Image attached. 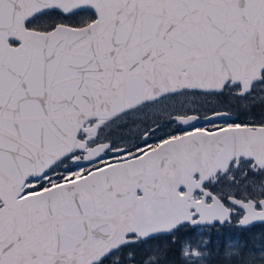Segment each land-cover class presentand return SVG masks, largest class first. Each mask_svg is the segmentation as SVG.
Segmentation results:
<instances>
[{
  "label": "snow or ice",
  "instance_id": "obj_1",
  "mask_svg": "<svg viewBox=\"0 0 264 264\" xmlns=\"http://www.w3.org/2000/svg\"><path fill=\"white\" fill-rule=\"evenodd\" d=\"M0 264H264V0H0Z\"/></svg>",
  "mask_w": 264,
  "mask_h": 264
}]
</instances>
